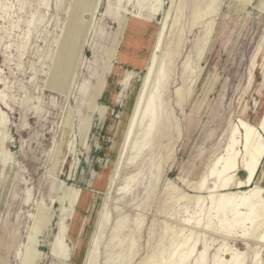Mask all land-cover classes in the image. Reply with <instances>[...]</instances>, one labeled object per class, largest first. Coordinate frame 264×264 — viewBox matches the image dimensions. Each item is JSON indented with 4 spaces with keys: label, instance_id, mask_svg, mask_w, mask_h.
Returning <instances> with one entry per match:
<instances>
[{
    "label": "rangeland",
    "instance_id": "obj_1",
    "mask_svg": "<svg viewBox=\"0 0 264 264\" xmlns=\"http://www.w3.org/2000/svg\"><path fill=\"white\" fill-rule=\"evenodd\" d=\"M184 1L175 32L186 41L171 62L175 77L203 28V23L191 26L193 0ZM180 4L174 0L173 16ZM170 5L165 0L143 30L124 12L128 0H0V109L5 113L0 124V264H110L129 239L139 236L129 232L137 214L144 223L136 264L156 252L161 241L166 262L171 251L186 246L187 232H177L189 228L185 219L198 208L194 195L208 194L191 184L223 151L231 125L243 112L255 123L264 111V0L220 1L202 75L192 86L185 114L175 106L183 135L162 159L152 189L157 171L150 166V153L135 166L128 164L134 153L124 151L120 157L118 149ZM132 175L131 190L124 193L120 188ZM237 176L246 174L241 170ZM172 185L188 196L178 200ZM207 185L214 187L213 176ZM215 214L205 264H215L216 254L230 258L226 245L247 250L243 228L226 236ZM194 216L204 219L206 214ZM167 226L176 227L175 239L164 238ZM36 227L37 242L30 245ZM34 247L42 252L36 260L29 250ZM261 247L259 264H264ZM203 249L199 244L195 255Z\"/></svg>",
    "mask_w": 264,
    "mask_h": 264
},
{
    "label": "bare ground",
    "instance_id": "obj_2",
    "mask_svg": "<svg viewBox=\"0 0 264 264\" xmlns=\"http://www.w3.org/2000/svg\"><path fill=\"white\" fill-rule=\"evenodd\" d=\"M148 1H150L148 5H142L139 2H135V0H128V6L124 8V12L131 15L132 20L136 22L134 25L143 30L152 22V14L161 13L165 2V0ZM220 1L221 0L192 1L191 26L193 27L198 23H203V28L200 35L197 37L196 44L191 54H189L184 61L182 71L178 77H175L176 74L173 68H171V62L173 60L175 62L177 61L186 41L181 33L175 32V28L180 21L181 11L185 1L181 0L177 13L173 16L172 10L174 8V0H171V5L162 18V30L159 32V35L157 34L158 37L154 46V49L157 50H154L155 55L153 58L151 57L149 64L146 66V73L142 78L141 86L130 111L127 124L125 123V130L123 137H121L120 148L118 149L120 157L124 151L133 152L134 155L130 157L128 164L135 166L138 165V159H140L141 156L147 151L150 153V166L157 171L155 180L149 185L152 189L155 188L158 181V172L162 165V159L165 155L172 154L176 142L183 135V126L175 115V106H178L182 113L185 112V105L188 97H190L191 92L194 91H192V86L202 75L203 65L201 64V60L207 51L208 44L214 31L215 19L213 17L219 10ZM247 1L249 2L250 0ZM204 2H206L205 8L202 7ZM203 10H205L204 13L202 12ZM203 16H207V18L204 17L205 19H203L205 21L202 22L201 19ZM167 36L168 41L166 42L164 55L162 54L163 57L160 65H158V52L160 53L164 49L163 47ZM179 77L181 84H179ZM253 79L254 75L250 78V84H252ZM174 83H176L177 86L173 95V93H171V87ZM173 96L175 98H173ZM245 108L246 106H244L243 109ZM245 112L238 118L236 123L231 125L227 143L223 151L211 160L208 170L204 173L201 180L198 183L191 184L197 191L201 189L208 194L203 195V191H198L199 194L194 195V202L198 205L194 214L198 212L205 213L206 216L204 219L193 220L194 214H192L191 217L185 219V224L189 226V228H182L177 232H187V237L185 236L186 239L184 240L186 243L184 245L186 246L184 247L180 244L182 246V251H171L169 256L172 258L170 259V257H168L170 260L166 262L165 259L167 258L165 256L168 252L163 256L165 250L161 241L157 251L147 255L146 258L138 264H183V262L187 263L189 260L190 262H188V264H205L207 260L206 255H208L207 252L209 250L207 233L213 234V231H211V221L212 211L214 210L216 211L215 216L218 218L221 229L227 232L226 236H231L233 229L241 227L243 228L244 238L247 240V250L226 245L225 251H230L231 257L227 258L220 254H216L214 258L215 264H246L248 259H252L254 264H259V260H261V246L264 244V111L255 123L250 122L245 117ZM4 114L3 110L0 109V124L3 123ZM241 170L246 174L244 179L238 178L239 175L237 176L238 171ZM116 174V172L113 174L114 179ZM209 176L215 178L214 187L207 185ZM135 177L136 176L133 175L130 176L126 180L125 186H122L120 190L124 193L130 191L131 188L129 186L131 182H134ZM160 178L162 179L161 176ZM111 181H113V179ZM173 185L171 187L173 193L177 194L176 197L178 200L188 196L185 193H180L179 189ZM233 186H235L236 189H233ZM74 189L76 191H85V189L80 188ZM174 199L176 200V198ZM186 209L188 210L187 206ZM137 216L136 223H132L131 230H133V233L131 231L129 232L132 236L133 234H138L139 236L134 239V236L132 237L128 234V238H132L129 239L126 244L124 242L125 251L123 254H119L112 259L110 264H136L140 251L141 230L143 229L144 223L143 215L137 214ZM198 227L202 229L201 232L195 230ZM175 229L176 227L174 226H167L165 229L166 236L164 238L167 239L174 235L176 236L177 233L174 232ZM39 232L40 227H36L34 234L30 236V245L36 244L37 240L35 236L38 235L37 233ZM168 232L169 234H167ZM153 233L154 229L151 227L148 232V242L151 240ZM164 240L163 242L166 241ZM251 240L257 242V246L253 247L249 242ZM168 242L166 241L165 243ZM202 243L204 244V249L200 250L197 253L198 255H195L197 252L195 249ZM29 250L35 255V260L42 254V252L38 250V247ZM176 252H178V254Z\"/></svg>",
    "mask_w": 264,
    "mask_h": 264
}]
</instances>
